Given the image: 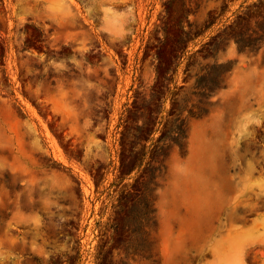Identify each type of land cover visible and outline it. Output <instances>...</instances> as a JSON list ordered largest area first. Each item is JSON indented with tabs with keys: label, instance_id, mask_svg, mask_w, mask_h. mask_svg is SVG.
I'll use <instances>...</instances> for the list:
<instances>
[{
	"label": "rangeland",
	"instance_id": "1",
	"mask_svg": "<svg viewBox=\"0 0 264 264\" xmlns=\"http://www.w3.org/2000/svg\"><path fill=\"white\" fill-rule=\"evenodd\" d=\"M0 264H264V0H0Z\"/></svg>",
	"mask_w": 264,
	"mask_h": 264
}]
</instances>
